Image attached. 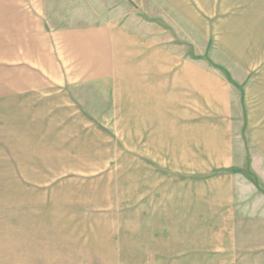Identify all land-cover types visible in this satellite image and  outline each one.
<instances>
[{
  "label": "rangeland",
  "instance_id": "374dc122",
  "mask_svg": "<svg viewBox=\"0 0 264 264\" xmlns=\"http://www.w3.org/2000/svg\"><path fill=\"white\" fill-rule=\"evenodd\" d=\"M189 1L82 0L112 82L0 96V264H264V65Z\"/></svg>",
  "mask_w": 264,
  "mask_h": 264
},
{
  "label": "crops",
  "instance_id": "0c3cea01",
  "mask_svg": "<svg viewBox=\"0 0 264 264\" xmlns=\"http://www.w3.org/2000/svg\"><path fill=\"white\" fill-rule=\"evenodd\" d=\"M81 1L0 0L1 97L75 95L80 86L112 82L117 60L112 20ZM198 7L214 9L215 15L230 10L220 22L222 32L230 25L221 42L247 41L252 57L247 72L264 65V0H199ZM229 55L241 56L232 47Z\"/></svg>",
  "mask_w": 264,
  "mask_h": 264
}]
</instances>
